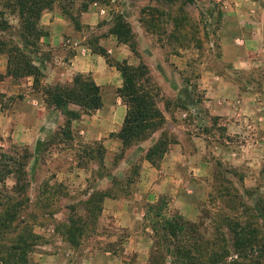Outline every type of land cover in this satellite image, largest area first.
Listing matches in <instances>:
<instances>
[{
	"label": "rangeland",
	"instance_id": "1",
	"mask_svg": "<svg viewBox=\"0 0 264 264\" xmlns=\"http://www.w3.org/2000/svg\"><path fill=\"white\" fill-rule=\"evenodd\" d=\"M72 35L127 109L110 159L75 135L103 96L92 72L70 71ZM25 95L63 125L41 153L0 133V264H264V0H0V110ZM181 140L192 171H209L186 174L206 188L195 221L152 194ZM62 170L111 176L110 198L128 202L147 180L141 227L104 213L103 194L49 190Z\"/></svg>",
	"mask_w": 264,
	"mask_h": 264
},
{
	"label": "crops",
	"instance_id": "2",
	"mask_svg": "<svg viewBox=\"0 0 264 264\" xmlns=\"http://www.w3.org/2000/svg\"><path fill=\"white\" fill-rule=\"evenodd\" d=\"M69 48L77 49L75 51V58L72 60L73 64L70 71L75 73H93L96 84L101 88L103 96V107L91 114L83 115V120L77 124L75 135L87 141L86 144L93 145L95 142H102L105 148L109 151L108 158L110 159L111 152L115 148L122 146V140L118 134L123 128L127 118V109L123 105L122 100L115 93L116 82L112 77L110 68L106 62L102 61L100 57L96 56L92 59L91 51L87 48L80 46L79 39L72 35L70 39ZM85 50V51H83ZM63 125V116L58 111L47 110L43 108L39 100H33L30 95H25L23 100H18L10 111L3 112L0 110V133L13 137L15 140L23 144V146L31 150L42 151L46 144L57 146L54 136H57ZM203 141V147L195 157V161L204 160L206 151V141ZM53 143V144H52ZM115 147V148H114ZM188 145L185 140H181L179 144L173 145L171 152L167 158V165L170 167L167 171H159L156 179L152 184V194L155 199L163 196H171L173 198V205L177 210H181L186 220L195 221L198 217L199 204L207 198L205 195L206 188L203 183L206 180L203 176H209L207 169H201L202 172L192 170V157L186 152ZM237 157V156H235ZM68 159V158H67ZM61 160L63 166L73 164L72 160ZM202 164V163H201ZM206 170V171H205ZM187 176H200L196 178L201 185L189 184L192 183ZM32 177L34 179H32ZM31 182L34 186L37 185L38 180L43 182L45 175L35 176L31 175ZM87 174L77 173H64L63 170L58 172L53 177H48L46 184L50 189L64 190L69 194L76 195V193L85 190L86 197L90 198L94 194H103L106 198L105 205H124L123 212L120 207L112 208L109 210L105 207L104 213L119 215L120 218L126 217V222L123 226L134 228L135 230L141 227L142 218L141 214L137 213L140 207L137 201H144L147 192H149V185L147 180H142L135 188L134 195L135 201L112 200L109 196L112 194V178L111 176L104 177L103 180L97 176V182ZM204 180V181H203ZM94 184L93 186L90 184ZM33 186V189L35 187ZM54 186V187H53ZM107 203V204H106ZM65 209L61 211L64 213ZM95 259L94 253H89ZM66 254V257H70ZM110 255V254H108Z\"/></svg>",
	"mask_w": 264,
	"mask_h": 264
},
{
	"label": "trees",
	"instance_id": "3",
	"mask_svg": "<svg viewBox=\"0 0 264 264\" xmlns=\"http://www.w3.org/2000/svg\"><path fill=\"white\" fill-rule=\"evenodd\" d=\"M97 91L99 92V87H97ZM100 97H98V99H99ZM101 100V99H100ZM100 100H98L97 102H96V104H95V109H100L102 106H103V103L100 101ZM127 119V118H126ZM126 121L127 120H125V123H126ZM124 128V127H123ZM121 132H123V131H121ZM121 140H122V142L124 143L125 141H124V138H122V133H119V136H118Z\"/></svg>",
	"mask_w": 264,
	"mask_h": 264
}]
</instances>
